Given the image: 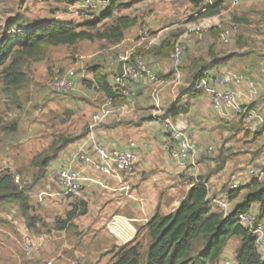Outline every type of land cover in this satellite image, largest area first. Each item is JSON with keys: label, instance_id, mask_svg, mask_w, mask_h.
<instances>
[{"label": "crops", "instance_id": "crops-1", "mask_svg": "<svg viewBox=\"0 0 264 264\" xmlns=\"http://www.w3.org/2000/svg\"><path fill=\"white\" fill-rule=\"evenodd\" d=\"M74 1L0 0V39L39 22L71 21L56 13L63 9L69 13ZM149 1L125 0L124 3L130 5L115 12V17L137 20L134 26L123 31L120 42L94 40L108 42L118 53L131 49L134 54H142L158 76V86L147 79L141 81L138 95L127 111L119 110L123 105L114 103V111L107 119L91 127L93 114L107 97L99 89L95 71L106 76L110 85L114 72L107 67L105 50H73L83 42L93 43L92 40L50 46L45 58L27 59L22 65L26 80L12 92L4 90L0 79V143L3 145L0 158L10 161L2 168L0 166V170L4 166L11 167L20 189L24 188L19 184L21 182L36 183L35 189H41L38 195L29 192L30 213L38 218L36 228L30 229L27 221L20 224V228L22 234L32 235L40 233L37 226L42 224L41 216L50 221L51 224L44 225L49 232L35 239L45 252L56 250L53 255L62 260H69L79 248L87 255V264H99L101 253L136 239L139 229L156 213L169 214L198 178L207 183L212 210L227 214L245 194L241 191L236 199L230 200L231 182L250 181L249 166L264 165V132L248 130L243 119L231 110L217 111L208 94L199 92L195 95L190 91L198 72L214 75L227 70L244 77L240 84L229 85V89L237 94L238 103L264 115V0H240L236 7H232L229 0H212L217 6L210 13L205 9L210 0H166L165 5L145 13L146 25L141 16L124 13ZM51 5L57 7V11L53 8L50 12ZM18 16L21 18L10 28L9 22ZM232 21L238 24L239 31L229 43H224L220 39L222 29ZM203 26L209 27L204 31L202 41L197 39L196 30L191 32L192 40L187 44L178 71L169 55L154 53V48L163 42L173 44L184 31ZM146 29L153 35L160 34L156 45L149 46L140 40V33ZM60 47H70V50L58 53L62 50ZM54 67L75 69L73 90L58 94L48 88L47 80ZM248 79L254 82V93ZM155 88L158 89L159 105L154 100ZM8 118L12 124L1 123ZM170 121L182 126L198 145L204 148L213 145V156L204 155L190 162L187 169L180 166L166 149ZM90 132L103 148H128L136 152L137 168L125 176L132 197L120 189L122 184L117 180L76 159V153ZM40 155L54 156L43 167L44 156L36 163ZM61 167L81 170L87 179L78 195L63 198L58 194L59 188L50 177V170ZM46 180L49 187L45 186ZM92 180L103 182L105 187ZM31 196L39 205L33 204ZM79 202L86 203L87 213L74 217L64 229H56L52 217L59 215L60 219H65L73 205ZM250 212L257 215L259 204L254 203ZM23 219L26 220L24 215ZM13 223L19 227V222ZM141 231L145 234L144 229ZM233 241L234 245H231ZM240 242V237H232L226 246L228 250L225 248L221 257L232 255L230 257L235 260Z\"/></svg>", "mask_w": 264, "mask_h": 264}, {"label": "trees", "instance_id": "trees-1", "mask_svg": "<svg viewBox=\"0 0 264 264\" xmlns=\"http://www.w3.org/2000/svg\"><path fill=\"white\" fill-rule=\"evenodd\" d=\"M129 5L113 2L108 9L99 15L94 13L93 18L85 19L83 22L50 20L36 23L16 34L3 36L0 39V79L4 83V90L9 93L20 87L26 80V74L22 70L24 62L27 59L45 58L50 46L74 45L79 41L95 39L107 40L110 43L120 42L123 31L137 23L136 19L126 16L115 17L118 9ZM216 6L217 2H213L207 6L206 11L210 13ZM20 18L18 16L14 21H10L9 27L13 28ZM106 20L110 22L104 23ZM174 44L175 42L173 44L163 42L154 48V53L170 57ZM95 74L99 89L104 91L107 97H113L114 103L124 105L126 99L108 83L106 76L97 71ZM205 75L207 74L198 72L194 81ZM190 91L195 95L199 93L191 86ZM43 156H38L36 163H39ZM53 156H44L42 166L46 167L44 164ZM241 191H245L242 201L229 213L215 212L208 200L207 183L198 178L186 197L172 207L169 214L156 213L141 228L145 230L147 243L143 246L137 235L136 239L118 249L112 264H217L228 241L235 236L241 238L236 249L237 264H264V255L256 246L255 235L243 226L239 219L241 214L250 211L254 203L259 204L257 220L264 219V179H251L235 190L230 189L228 198L236 199ZM0 199L18 203L28 227L36 228L38 218L30 213L32 207L28 195L15 183L13 174L4 170H0ZM87 211L85 202L74 204L65 219H56L55 228L64 229L74 217L85 215ZM198 242L202 243V248L195 253L194 248Z\"/></svg>", "mask_w": 264, "mask_h": 264}, {"label": "built area", "instance_id": "built-area-1", "mask_svg": "<svg viewBox=\"0 0 264 264\" xmlns=\"http://www.w3.org/2000/svg\"><path fill=\"white\" fill-rule=\"evenodd\" d=\"M113 2L124 3L125 0H75L70 4L69 13L80 16L88 11L100 14L110 7ZM214 1L210 0L209 4ZM232 7L240 4V0H229ZM206 9V8H205ZM209 26L189 28L184 31L175 41L174 49L170 54L174 68L178 71L182 60L186 54L187 44L191 42V32L196 30L197 39L203 40L204 31ZM239 31V26L234 21L230 22L227 27L222 29L221 41L229 43L234 34ZM140 40L147 42V45L154 46L160 40V34L153 35L150 31L143 30L139 36ZM107 67L114 70L112 73V85L116 92L126 99V103L120 109L126 110L130 104L136 99L138 90L142 80L147 79L150 82L159 83L156 72L146 62L142 54H134L133 50L129 49L118 54L111 55L107 58ZM122 63V75L115 72L116 68ZM76 75L74 68L54 69L47 80L48 88L58 94H64L73 90L74 85L72 79ZM247 79V78H245ZM244 77L237 76L230 71H222L214 75H205L191 83L194 91H199L208 94L211 98L213 107L219 111L231 110L236 116L243 119L248 130L253 132L264 130V115L255 108L243 106L237 101V94L229 89L231 83L240 84ZM248 83L254 93L255 86L252 80L248 79ZM158 89L154 90L155 104L157 101ZM113 97H106L103 104L98 107V110L92 116V125L101 123L114 111ZM169 143L166 146L170 157L177 161L180 166L187 169L190 162L201 159L202 156H213L214 146L206 148L198 145L182 126L176 122H169ZM90 148V149H89ZM76 159L83 165L92 167L106 177L113 178L122 184L121 190H124L128 197H132L131 188L125 180V176L132 174L137 168V154L132 149L111 148L106 149L99 145L92 132L84 142L80 150L76 153ZM4 171L14 174V171L9 166H4ZM50 177L56 182L59 187L61 197L69 198L80 193L83 182L87 180L82 171L72 167H61L50 170ZM248 177L251 179H264V165H251L248 168ZM93 182L105 187L101 181L92 180ZM248 180L233 181L230 184V189L235 190L240 186L247 184ZM221 206H224L222 204ZM243 226L250 229L256 237V246L264 255V220L258 221L257 216L252 212H247L239 216ZM24 252L27 258L39 259L43 264H84L85 255L79 250L74 251L72 259L62 260L59 256H45L44 250H41L39 243L32 235L23 234ZM41 248V249H40ZM217 264H237L235 260L227 257H221Z\"/></svg>", "mask_w": 264, "mask_h": 264}, {"label": "rangeland", "instance_id": "rangeland-1", "mask_svg": "<svg viewBox=\"0 0 264 264\" xmlns=\"http://www.w3.org/2000/svg\"><path fill=\"white\" fill-rule=\"evenodd\" d=\"M166 3H167L166 0H159V1L151 0L149 2L142 3V5H140L136 8L133 7L129 11H124V13L127 12L129 14H136L137 16H141L142 20L145 21V25H146L147 21L145 20L146 18L144 16L145 13L149 10H152V9L158 7L159 5H161V6L165 5ZM53 8H56V11H57V7H53L51 5L50 9H49L50 12H51V10L52 11L54 10ZM59 8L63 9V7H59ZM56 15L62 16V17L64 16L63 17L64 19H69L74 23H78L80 21L83 22V20H85V19L93 18L94 13L84 12L80 15V17H75L71 13L64 12V9H63L62 11L56 13ZM108 22H110V21L106 20L104 23H108ZM145 28H146V26H145ZM110 46L111 45L108 44V42H102V41H94L93 43L92 42H83V43L75 46L73 50H76L78 48L82 49V50H92L94 52L105 50L106 52L104 51V53L106 54V60H107V58L109 56L114 55V54H118V52L115 49L111 48ZM113 46L114 45H112V47ZM123 48H125V45L121 49H123ZM60 49H62V50L58 53L63 54L66 51L70 50V47H60ZM125 50L126 49H124V51ZM184 58H185V56H184ZM183 60H182V63H183ZM182 63H181V65H182ZM58 68L59 67H54V69H58ZM180 68H181V66H180ZM59 69L64 70V69H66V67H62ZM51 74H52V72H51ZM8 111H12V109H8ZM1 123L5 124V125L12 124V122L9 118L7 119V121L1 122ZM1 146H3L2 143H0V147ZM7 163H10V161L0 158L1 168L4 164L7 165ZM16 169H18V168H16ZM46 182L47 183L45 184V186L49 187L47 180H46ZM19 184L24 187L23 189L25 192H27L28 197H30L29 192L35 193V194L37 193V195L40 194V192H41V189H35L34 186L37 185L36 183L31 182V183L24 184L21 182ZM33 191H35V192H33ZM31 197L33 199V204H38L34 201V199H35L34 196H31ZM17 207H18L17 204L11 200L9 201V200L0 199V264H33V263L34 264H43L42 261L39 259L38 260L36 259L38 262L37 261L32 262L30 260H27V258H26V254L24 252V246H23V234H22V231L20 228V224H23V223L26 224V220L23 219V213L21 212L20 207L19 208H17ZM40 207L42 208L44 206H40ZM39 216H41V215H39ZM10 218H12L13 221L19 222V227L17 226L16 223H13V221L10 220ZM52 218H53L52 220H55L54 227H56V219L60 218V216L57 215V216L52 217ZM40 221L42 222V224L41 225L39 224L37 226L39 228L38 230L40 231V233L35 234L32 232L33 233L32 236L34 238L39 237L42 234H47L49 232L48 229H46L44 227V225L51 224L50 221L44 220L42 216H41ZM138 239H140L143 246L148 241L146 236L143 234L142 231L138 234ZM231 245H234V241L231 243ZM201 248H202V243L198 242L195 245L194 252L197 253ZM118 249L119 248L114 247L109 251H105V252L101 253L99 264H111V262L113 261L114 254L118 251ZM226 249L228 250V247ZM41 250H43V248ZM76 250H79V252H81L85 255L84 256L85 257V263L84 264H87L88 257L85 254V252L79 248H76ZM56 252H57L56 250H54V251L52 250L49 252L43 251V254L45 256H55L53 254H55ZM234 253L235 252H233L232 254H234ZM73 255H74V252H73V254H71L69 256V257H71L70 259L73 258ZM228 256L229 257H227V258L234 260L232 257H230L232 255H228Z\"/></svg>", "mask_w": 264, "mask_h": 264}, {"label": "water", "instance_id": "water-1", "mask_svg": "<svg viewBox=\"0 0 264 264\" xmlns=\"http://www.w3.org/2000/svg\"><path fill=\"white\" fill-rule=\"evenodd\" d=\"M123 69H122V63H120L119 68H118V74L122 75Z\"/></svg>", "mask_w": 264, "mask_h": 264}]
</instances>
